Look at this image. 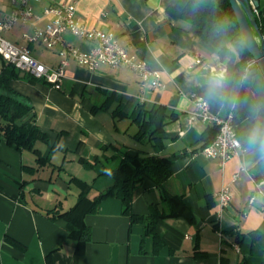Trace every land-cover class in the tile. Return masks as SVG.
<instances>
[{"label":"crops","instance_id":"1","mask_svg":"<svg viewBox=\"0 0 264 264\" xmlns=\"http://www.w3.org/2000/svg\"><path fill=\"white\" fill-rule=\"evenodd\" d=\"M60 1L72 0L34 2L36 17L4 32L9 41L28 46L34 57L55 68L61 61L59 45L49 48L26 35L45 26L50 20L44 15L45 7ZM177 1H77L76 19L87 28L113 32L130 54L160 73L163 88L143 85L139 74L125 65L104 64L92 71L73 58L61 89L18 69L20 75L11 86L34 107L37 124L49 133L50 142L36 146L50 161L40 165L32 149H16L0 134V264H239L243 259L264 264V177L252 172L264 159V150L244 148L225 164L202 152V135L214 124L200 117L189 121L195 111L192 96L205 98L215 114L229 113L222 85L226 67L197 25L168 11ZM259 1L264 12V0ZM15 6L14 0H0V20ZM261 31L264 36V27ZM63 38L83 51L97 45L96 40L70 31ZM3 64L0 56V73ZM111 93L115 100L109 108L94 109ZM116 96L133 108L131 116L113 115L119 103ZM139 105L147 109L164 105L168 114H177L166 123L161 144L135 138ZM126 151L183 154L174 161L164 188L182 195L195 221L181 215L160 219L156 229L164 245L156 252L152 236H144V225L132 223L123 212L122 199L109 196L85 216L90 240L77 251L67 220L54 218L53 210H68L78 201L81 189L72 176L93 183L91 198L110 186L113 179L105 171L115 168ZM81 157L95 164L86 166ZM226 185L231 192L229 204L237 213L226 207L218 216L219 193ZM161 191L146 178L144 190L132 203L133 211L146 215L153 205L167 209ZM251 200L256 204L245 213ZM250 231L262 232V237L236 241L238 234Z\"/></svg>","mask_w":264,"mask_h":264},{"label":"trees","instance_id":"2","mask_svg":"<svg viewBox=\"0 0 264 264\" xmlns=\"http://www.w3.org/2000/svg\"><path fill=\"white\" fill-rule=\"evenodd\" d=\"M258 9L260 14L256 15V19L262 30L264 12L261 7ZM168 11L197 25L200 35L216 47L220 59L226 67V73L222 80L223 93L227 109L234 115V129L246 150H264V76L260 72L253 76L252 93H249L244 83H239L246 63L253 59V56L241 38L239 23L230 0H178L174 5L168 7ZM3 62L0 73V134L6 138L9 145L16 149H32L37 154V161L40 165L48 163L50 157L43 156L36 144L37 142L49 143V133L37 124L34 107L11 86V81L19 77V70L4 59ZM116 98L119 99V103L112 110L113 115L119 118L131 116L133 108L124 103L120 96H116ZM113 100H115V94L111 93L103 105L95 106L94 109L109 108ZM139 106V113L135 117L139 129L134 134L135 138L138 140L149 138L157 144H161L160 135L165 131L166 123L175 119L177 114L174 112L168 114L164 105H155L149 109L143 105ZM27 117H30L27 121L21 125L17 124L19 119ZM217 132L218 126L210 125L202 135L203 143L200 148L211 143ZM181 155L183 154L160 156L126 151L115 168H107L105 171L113 179V183L93 198L89 195L93 183H87L72 176L71 180L81 189L78 201L65 211L56 208L53 210L55 213L53 217L67 220L69 238L75 241L77 251H82L90 240V229L85 222V216L95 212L104 198L115 196L122 199L123 212L131 222H139L144 225V236H152L155 251L158 252L164 245V241L156 229L160 219L181 215L191 222L195 221V215L184 202L182 195L172 194L164 188L165 180L173 174L174 161ZM80 160L89 167L95 164L94 161L83 157ZM146 178L151 179L157 187L162 189V200L168 207L162 209L158 205H153L149 214L140 215L133 211L132 203L135 197L144 190ZM247 236L251 237L253 241H257L262 237V232L250 231L242 236L238 234L236 241L241 242ZM239 264H248V261L243 259Z\"/></svg>","mask_w":264,"mask_h":264},{"label":"built area","instance_id":"3","mask_svg":"<svg viewBox=\"0 0 264 264\" xmlns=\"http://www.w3.org/2000/svg\"><path fill=\"white\" fill-rule=\"evenodd\" d=\"M15 8L3 13L0 20V56L7 62L13 64L17 69L29 73L35 78L42 79L61 89L62 82L66 76V67L70 59H75L79 64L94 71L101 65L111 66L125 65L136 71L143 85L163 88L165 84L158 71L149 67L146 60L130 54L127 49L121 46L116 35L111 31H104L96 28H87L76 19L77 1L55 2L44 9V15L49 17V22L43 27H37L32 36L26 35L28 40H40L47 47L52 48L59 45L61 61L58 67H49L33 56L28 46H18L9 41L4 32L11 29L17 23H28L36 14L33 3L41 0H14ZM254 8L255 15H259L258 7L250 0ZM70 31L84 38L94 39L97 45L90 51H83L77 47L68 45L63 38V33ZM200 61V59H198ZM255 60H249L244 68L242 79L245 80L251 68L255 65ZM226 68H224V76ZM195 111L189 121L200 117L202 120L218 126V132L214 140L202 148V152L210 158H219L221 164H225L233 156L240 155L244 150L241 140L233 126V112L226 115L215 114L211 111L208 101L198 95L192 96ZM220 213L229 205L231 199L230 188L224 186L220 193Z\"/></svg>","mask_w":264,"mask_h":264},{"label":"water","instance_id":"4","mask_svg":"<svg viewBox=\"0 0 264 264\" xmlns=\"http://www.w3.org/2000/svg\"><path fill=\"white\" fill-rule=\"evenodd\" d=\"M253 2L254 5L259 8L260 1L253 0ZM230 3L239 23L241 38L256 62L245 80H239V83H244L249 93H252L253 76L259 72L264 76V36L256 19L254 8L250 0H230ZM29 118L30 117L19 119L17 124L21 125ZM252 172L255 177H264V159L252 169ZM252 204H256V202L251 200L247 203L244 209L245 213L249 211ZM227 210L233 214L237 213L236 209L231 204L227 206Z\"/></svg>","mask_w":264,"mask_h":264},{"label":"rangeland","instance_id":"5","mask_svg":"<svg viewBox=\"0 0 264 264\" xmlns=\"http://www.w3.org/2000/svg\"><path fill=\"white\" fill-rule=\"evenodd\" d=\"M112 166V164L111 165H109V167H111Z\"/></svg>","mask_w":264,"mask_h":264},{"label":"bare ground","instance_id":"6","mask_svg":"<svg viewBox=\"0 0 264 264\" xmlns=\"http://www.w3.org/2000/svg\"><path fill=\"white\" fill-rule=\"evenodd\" d=\"M256 16V15H255Z\"/></svg>","mask_w":264,"mask_h":264}]
</instances>
